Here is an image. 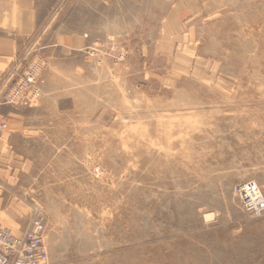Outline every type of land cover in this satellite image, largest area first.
<instances>
[{"label": "rangeland", "instance_id": "obj_1", "mask_svg": "<svg viewBox=\"0 0 264 264\" xmlns=\"http://www.w3.org/2000/svg\"><path fill=\"white\" fill-rule=\"evenodd\" d=\"M245 183L264 0H0V222L43 216L49 264H264Z\"/></svg>", "mask_w": 264, "mask_h": 264}, {"label": "built area", "instance_id": "obj_2", "mask_svg": "<svg viewBox=\"0 0 264 264\" xmlns=\"http://www.w3.org/2000/svg\"><path fill=\"white\" fill-rule=\"evenodd\" d=\"M34 79L25 81L11 88L6 96L7 103L23 98L29 103L34 97L32 86ZM28 94V96H24ZM238 194L247 212L260 216L264 210V198L255 183H245ZM46 219L36 214L30 225L20 234L3 226L0 222V264H49L48 251L45 242Z\"/></svg>", "mask_w": 264, "mask_h": 264}, {"label": "bare ground", "instance_id": "obj_3", "mask_svg": "<svg viewBox=\"0 0 264 264\" xmlns=\"http://www.w3.org/2000/svg\"><path fill=\"white\" fill-rule=\"evenodd\" d=\"M11 230V229H10Z\"/></svg>", "mask_w": 264, "mask_h": 264}]
</instances>
